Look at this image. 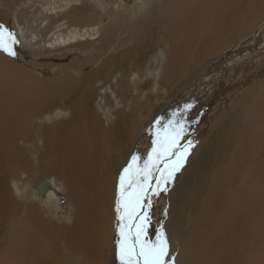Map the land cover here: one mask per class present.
<instances>
[{"label":"bare ground","instance_id":"bare-ground-1","mask_svg":"<svg viewBox=\"0 0 264 264\" xmlns=\"http://www.w3.org/2000/svg\"><path fill=\"white\" fill-rule=\"evenodd\" d=\"M263 24L264 0H0L18 41L16 56L0 51V264H112L119 176L167 105L134 94L131 62L144 78L160 48L174 98ZM105 88L123 105L111 121L96 108ZM53 185L72 210L64 222L47 208ZM170 203L169 264H252L264 248V82L198 144Z\"/></svg>","mask_w":264,"mask_h":264},{"label":"rangeland","instance_id":"rangeland-1","mask_svg":"<svg viewBox=\"0 0 264 264\" xmlns=\"http://www.w3.org/2000/svg\"><path fill=\"white\" fill-rule=\"evenodd\" d=\"M243 39L244 41L241 42L243 44L239 47H235L240 48L242 46L240 51L235 53L226 52V57L223 56L217 60L216 68L213 72L212 69L210 71L207 70L209 72L206 71L198 76L190 86L170 99H167V89L165 88L163 90L160 84V73L165 64V58L162 56L160 48L157 47V51L151 54L148 61L149 63L147 64V67L149 68L150 66L151 69H147L143 76L144 78H139L137 72L134 71L136 70L135 63L134 61L131 62V64H133L132 71L135 73L131 80L134 94L142 92L144 97H153L156 105L167 104L163 107L165 110L164 114L155 121V124L153 123L154 126L150 127V125H147L145 127V130L148 132L145 137L141 138L138 142V146L132 150L131 155H138L142 158L146 157L151 151L155 133L159 131L163 125L174 119H181L186 128V133L181 143L192 141L195 144L184 168L177 174L176 179L168 185V191L162 192L158 196L150 194L151 206L146 207L145 211L150 218L148 238L151 240H155L158 230L163 228V226L165 228L168 222V216L171 212L170 200L172 194L175 188L180 184L183 170L187 167L189 159L192 157L198 144L207 138L211 134L213 128L226 117L234 100L238 99L242 94L247 92V90L257 85L259 86L261 82H264V24ZM260 42L262 45H260ZM153 43V45H157L156 40H154ZM99 95L97 101L98 105L96 104L97 111L105 115L103 116L105 120L111 121V118H113L112 113L123 108V105L119 101H116V97L108 88L100 90ZM161 98H163V100ZM189 105L191 107L186 108V106ZM146 115L147 113L145 116ZM53 190L57 192V198H53V203L50 202L47 208L48 210L56 212V216H52L54 220L64 222L69 219L72 210L69 208L70 206L68 205L69 202L67 201L68 199L65 191L61 188H57L55 185H53ZM116 198H118V192ZM114 202H117V199ZM116 206L117 204L115 205L114 212H116ZM117 215L116 213V237L113 238L109 252V257H112V264H120V260L117 256V241L120 239L117 232V225L119 224ZM262 249L255 254L252 264H258L259 261L261 264H264L261 259V257L264 258V250Z\"/></svg>","mask_w":264,"mask_h":264},{"label":"snow or ice","instance_id":"snow-or-ice-1","mask_svg":"<svg viewBox=\"0 0 264 264\" xmlns=\"http://www.w3.org/2000/svg\"><path fill=\"white\" fill-rule=\"evenodd\" d=\"M17 43L15 35L0 26V51L16 56ZM185 133L181 119L170 120L155 133L147 156L134 155L119 176L116 212L120 264H169L171 260L163 228L156 233L155 240L148 238L150 218L145 208L151 206L150 194L158 196L168 191V185L191 155L195 144L181 143Z\"/></svg>","mask_w":264,"mask_h":264}]
</instances>
